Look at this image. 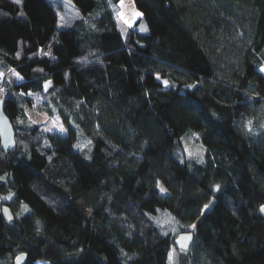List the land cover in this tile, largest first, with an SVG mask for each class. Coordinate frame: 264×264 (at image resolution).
<instances>
[{
    "label": "trees",
    "instance_id": "trees-1",
    "mask_svg": "<svg viewBox=\"0 0 264 264\" xmlns=\"http://www.w3.org/2000/svg\"><path fill=\"white\" fill-rule=\"evenodd\" d=\"M119 1L0 0V264H264V0H133L125 37Z\"/></svg>",
    "mask_w": 264,
    "mask_h": 264
},
{
    "label": "rangeland",
    "instance_id": "rangeland-1",
    "mask_svg": "<svg viewBox=\"0 0 264 264\" xmlns=\"http://www.w3.org/2000/svg\"><path fill=\"white\" fill-rule=\"evenodd\" d=\"M53 7L57 15V27L60 30H75L81 23L82 15L80 11L74 6L71 0H47ZM112 10L115 17L116 26L123 37H125L128 29L135 28L140 33H146V25L143 21L142 14L135 7L133 0H120L112 5ZM264 73V66L262 67ZM6 80L9 83H14L17 80L16 74L10 72L7 74ZM164 86L167 82L162 80ZM34 101L35 106L32 109L26 108L27 119L35 125L41 126L47 132H55L64 135V129L57 118H49L40 113L36 106L41 102L36 95H29ZM195 135L187 138L184 141L186 151L188 153L198 152L199 147L195 142ZM87 142H82L81 147L84 148ZM83 145V146H82ZM0 197V201H1ZM261 213L264 215V205L261 207ZM36 264H51L50 262L38 261Z\"/></svg>",
    "mask_w": 264,
    "mask_h": 264
},
{
    "label": "water",
    "instance_id": "water-1",
    "mask_svg": "<svg viewBox=\"0 0 264 264\" xmlns=\"http://www.w3.org/2000/svg\"><path fill=\"white\" fill-rule=\"evenodd\" d=\"M5 103L0 99V149L3 153H12L16 149L15 131L11 120L4 112ZM1 216L4 222L9 225L13 221V215L7 206L1 208ZM193 239L191 232L181 233L174 239V246L178 253L187 254ZM26 254H19L14 264H26Z\"/></svg>",
    "mask_w": 264,
    "mask_h": 264
}]
</instances>
